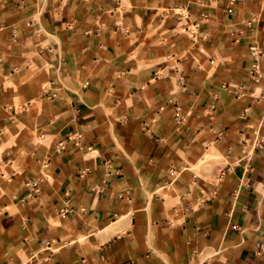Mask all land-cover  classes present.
Returning <instances> with one entry per match:
<instances>
[{"label": "crops", "instance_id": "obj_1", "mask_svg": "<svg viewBox=\"0 0 264 264\" xmlns=\"http://www.w3.org/2000/svg\"><path fill=\"white\" fill-rule=\"evenodd\" d=\"M0 264H264V0H0Z\"/></svg>", "mask_w": 264, "mask_h": 264}, {"label": "rangeland", "instance_id": "obj_2", "mask_svg": "<svg viewBox=\"0 0 264 264\" xmlns=\"http://www.w3.org/2000/svg\"><path fill=\"white\" fill-rule=\"evenodd\" d=\"M208 157H210V156H208Z\"/></svg>", "mask_w": 264, "mask_h": 264}]
</instances>
